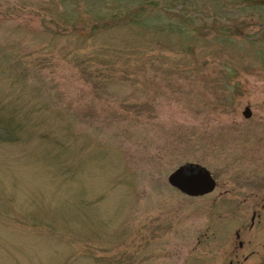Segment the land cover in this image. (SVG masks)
<instances>
[{
	"label": "rangeland",
	"instance_id": "rangeland-1",
	"mask_svg": "<svg viewBox=\"0 0 264 264\" xmlns=\"http://www.w3.org/2000/svg\"><path fill=\"white\" fill-rule=\"evenodd\" d=\"M111 2L0 0V264H228L238 242L253 262L264 255V211L252 217L264 202V6L170 0L154 20L170 32L40 26ZM214 21L251 35L193 37ZM185 163L205 167L214 191L169 186Z\"/></svg>",
	"mask_w": 264,
	"mask_h": 264
},
{
	"label": "trees",
	"instance_id": "trees-1",
	"mask_svg": "<svg viewBox=\"0 0 264 264\" xmlns=\"http://www.w3.org/2000/svg\"><path fill=\"white\" fill-rule=\"evenodd\" d=\"M99 1L104 2L105 0ZM111 1L112 6L109 8L100 7L92 11L82 10L80 13L82 17L78 23L70 22L72 20L71 15L67 14V12L63 10V12L58 15L59 19L54 18L49 20L46 18H41L40 26L45 31L53 33L54 35H67L72 33L79 34L81 32L82 34H87L88 37L97 35L107 30H112L116 27L118 28L121 26L135 24L142 25L145 29H150L154 32L162 31L163 29H166L170 32V29H173V27H171L169 24L164 26L154 24V20L156 18L157 22H159L158 20H164V15L169 14L170 9L168 4L170 3V0H139L132 7L120 6V0ZM75 2H77V0H75ZM245 2H248L250 5L264 6V0H245ZM77 14L79 17V12ZM60 18L63 20H61L62 22L60 21ZM56 20L60 21L61 23H58ZM167 20L171 19L167 18ZM247 25H243L241 27V25L217 24L214 21V23L210 25L195 27L191 29L190 32L193 31L194 33L195 31L193 34V37L195 38H202L203 34H205L204 32L202 33V31H207L216 39L229 40L234 39L235 37H241L245 39L251 35L246 31L248 30Z\"/></svg>",
	"mask_w": 264,
	"mask_h": 264
},
{
	"label": "water",
	"instance_id": "water-1",
	"mask_svg": "<svg viewBox=\"0 0 264 264\" xmlns=\"http://www.w3.org/2000/svg\"><path fill=\"white\" fill-rule=\"evenodd\" d=\"M242 116L245 119L251 116L249 106L244 108ZM167 183L189 197L209 194L216 187L211 173L205 167L194 163H185L179 166L168 175Z\"/></svg>",
	"mask_w": 264,
	"mask_h": 264
},
{
	"label": "flooded vegetation",
	"instance_id": "flooded-vegetation-1",
	"mask_svg": "<svg viewBox=\"0 0 264 264\" xmlns=\"http://www.w3.org/2000/svg\"><path fill=\"white\" fill-rule=\"evenodd\" d=\"M252 202H257V200H253ZM262 211H264V202H261L260 206L258 208L255 207V209L252 211V215H253L252 217L254 218L256 216L257 218H259L261 216ZM237 237H238V235H237ZM243 247H244V245L242 243H240V242L237 243V247H234L235 248L234 249L235 254L233 255V258H231L230 261H228V264H264V255L260 256L258 254V252H256V253L252 252V255L258 256V258L253 260V262L251 261V262L246 263L248 261L249 256H247V257L244 256L242 259H238L237 252L239 250H241Z\"/></svg>",
	"mask_w": 264,
	"mask_h": 264
}]
</instances>
